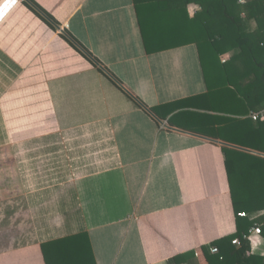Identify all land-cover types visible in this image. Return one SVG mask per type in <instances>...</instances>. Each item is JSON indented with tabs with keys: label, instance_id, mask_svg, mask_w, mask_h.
Here are the masks:
<instances>
[{
	"label": "crops",
	"instance_id": "1",
	"mask_svg": "<svg viewBox=\"0 0 264 264\" xmlns=\"http://www.w3.org/2000/svg\"><path fill=\"white\" fill-rule=\"evenodd\" d=\"M31 1L154 116L23 0H0V264H47L48 243L79 250L68 264H205L202 247L237 232L223 147L246 151L220 142L246 147L220 134L264 108V44L204 66L196 44L148 53L135 0ZM247 5L252 46L264 4ZM251 246L264 256L263 234Z\"/></svg>",
	"mask_w": 264,
	"mask_h": 264
},
{
	"label": "trees",
	"instance_id": "2",
	"mask_svg": "<svg viewBox=\"0 0 264 264\" xmlns=\"http://www.w3.org/2000/svg\"><path fill=\"white\" fill-rule=\"evenodd\" d=\"M255 1L264 4V0H246V3L250 5ZM192 4L201 8L193 17L188 12V7ZM28 7L37 14L30 6ZM135 7L146 51L150 54L196 44L205 66L219 63L220 55L231 46H235L234 49L239 50L241 54L246 46L254 51L259 45L264 44V39H258L256 44L251 46L252 37L245 34L238 0H135ZM252 12L253 10L251 14ZM254 17L260 24H264V11ZM43 20L51 26L45 19ZM62 38L78 50L65 37ZM254 56L253 54V58ZM260 74L253 80V88L263 90V93L255 96L252 109L260 107L264 102V71ZM223 132L220 134L223 141L264 153V121L229 120ZM227 134H233L235 137L230 138ZM223 151L237 217V232L212 242L210 248L217 247L219 254L212 255L210 248L203 246L205 264H264V256L253 254L251 242L246 238L255 223V215L264 210V157L227 147H223ZM241 212H245L247 216L240 217L238 214ZM262 234L264 236V221ZM86 236L78 234L60 242L78 240ZM236 239L240 241V246L233 244ZM49 245L51 243L43 245L47 264H52L54 257L58 255L64 256L63 260H67V264L73 263L79 257L78 249L74 251V255L73 253L64 255L62 252L50 253L47 248ZM192 257H195V252L178 255L172 258L169 264L189 263Z\"/></svg>",
	"mask_w": 264,
	"mask_h": 264
},
{
	"label": "water",
	"instance_id": "3",
	"mask_svg": "<svg viewBox=\"0 0 264 264\" xmlns=\"http://www.w3.org/2000/svg\"><path fill=\"white\" fill-rule=\"evenodd\" d=\"M28 6H30L36 13H38L43 19H45L48 23H50L52 26H54L69 42H71L75 47H77L83 54H85L93 63H95L101 70L105 72L111 79H113L122 89H124L126 92H128L133 99L140 104L144 109H146L150 114L153 115V113L148 110L142 102L136 98L132 93H130L110 72H108L96 59H94L78 42H76L62 27H60L55 21H53L45 12H43L34 2L31 0H23ZM154 116V115H153ZM222 145L231 146L234 148H239L241 150H244L246 152H249L251 154L259 155L264 157V153L246 149V148H240L237 146H233L224 142H220Z\"/></svg>",
	"mask_w": 264,
	"mask_h": 264
},
{
	"label": "built area",
	"instance_id": "4",
	"mask_svg": "<svg viewBox=\"0 0 264 264\" xmlns=\"http://www.w3.org/2000/svg\"><path fill=\"white\" fill-rule=\"evenodd\" d=\"M239 3H246V0H238ZM251 119L253 121H262L264 120V108H262L259 111H255L251 113ZM240 217H246L247 214L245 212H241L238 214ZM263 219V220H262ZM255 223L251 227L249 234L246 236L250 242H252V234H256L258 236L262 235V222L264 221V210L259 212L258 214L255 215L254 217ZM233 244L236 246H240L241 243L238 239L233 241ZM220 251L217 247H212L211 248V254H219Z\"/></svg>",
	"mask_w": 264,
	"mask_h": 264
}]
</instances>
